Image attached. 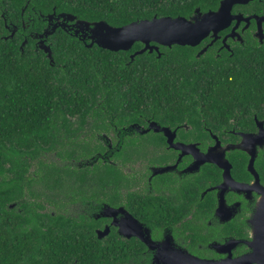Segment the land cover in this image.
Here are the masks:
<instances>
[{
  "label": "flooded vegetation",
  "instance_id": "af4514ba",
  "mask_svg": "<svg viewBox=\"0 0 264 264\" xmlns=\"http://www.w3.org/2000/svg\"><path fill=\"white\" fill-rule=\"evenodd\" d=\"M231 16L242 19L196 46L151 43L156 58L176 47L188 57L179 69L149 73L152 86L144 93L97 103V115L80 127L71 121L72 149H85V157L67 162L76 172L67 211L91 220L96 237L113 234L122 252L134 254L131 247L141 244L152 264H169L183 253L216 264H264V21H257L264 18V0L235 5ZM34 18L45 25L23 36L34 40L33 51L38 40L51 50L58 30L95 46L87 47V35L73 22L61 27L35 13L26 21ZM54 25L52 34L34 38ZM242 53L239 63L234 55ZM216 62L228 63L232 75L243 69L248 79L231 89L227 104L213 102L222 75Z\"/></svg>",
  "mask_w": 264,
  "mask_h": 264
},
{
  "label": "trees",
  "instance_id": "16d2710c",
  "mask_svg": "<svg viewBox=\"0 0 264 264\" xmlns=\"http://www.w3.org/2000/svg\"><path fill=\"white\" fill-rule=\"evenodd\" d=\"M220 1L0 0V264H152L141 244L131 247L134 254L122 252L113 234L98 239L91 220L67 211L76 173L67 162L85 157V149H72L77 141L71 121L78 120L80 127L97 115V103L144 93L143 88L152 86L149 73L179 69L188 57L176 47L159 58L145 52L131 60L129 53L142 44L110 52L86 48L58 30L49 39L51 65L41 49L35 46L39 50L33 51L32 38L27 37L22 52L19 49L27 32L39 33L45 25L36 18L27 22V15L54 11L121 27L153 16L188 18L196 8L202 13L217 9ZM14 27L17 32L9 38ZM241 56L234 55L239 63L244 62ZM216 65L222 75L213 102L227 104L231 89L245 87L248 79L243 69L232 75L225 68L228 63ZM78 181H84L83 174ZM58 191L63 198L53 200L50 195Z\"/></svg>",
  "mask_w": 264,
  "mask_h": 264
},
{
  "label": "water",
  "instance_id": "95a60500",
  "mask_svg": "<svg viewBox=\"0 0 264 264\" xmlns=\"http://www.w3.org/2000/svg\"><path fill=\"white\" fill-rule=\"evenodd\" d=\"M250 0H221L219 2L216 11L200 12L196 8L193 14L188 17H157L153 16L151 19L138 20L129 23L121 27H113L107 24L105 21L97 22H87L84 20H79L75 16L67 13L52 14L42 16L43 21L50 22L52 19L56 20L59 26L67 25L68 22H73V27L77 28L79 31L85 32L87 39L90 43L87 47H96L107 50L110 52L129 51L135 43H140L143 47L131 54V60L137 56L148 51L158 50L157 46H152L151 43H155L158 46L172 45L179 46H196L203 40L209 32L217 33L225 29L231 20L237 19L240 21L242 18L240 16L232 17L231 9L235 5H244ZM245 20V19H243ZM257 21H264V18H257ZM5 27L8 26L5 24ZM54 25L51 31L48 28L40 35L35 36V39H41L42 37L52 34L57 28ZM16 28L14 27L10 31L9 38H12ZM6 39V38H5ZM27 43L25 39L20 44V51L22 52L24 45ZM36 48L41 49L49 59V63L53 64V59L51 55L50 47L44 44V41L38 40ZM11 208L13 205L10 206ZM106 235V232L98 231L97 238L102 239ZM150 246L147 239L141 238ZM177 254V253H175ZM175 256V255H173ZM179 256V257H178ZM178 260H173L168 262L169 264H216L211 261H205L197 259L188 253L178 254Z\"/></svg>",
  "mask_w": 264,
  "mask_h": 264
}]
</instances>
